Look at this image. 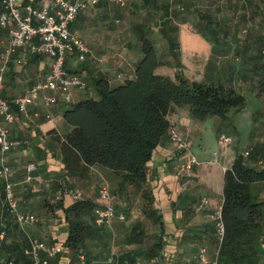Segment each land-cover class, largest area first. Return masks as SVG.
Masks as SVG:
<instances>
[{
    "label": "trees",
    "instance_id": "16d2710c",
    "mask_svg": "<svg viewBox=\"0 0 264 264\" xmlns=\"http://www.w3.org/2000/svg\"><path fill=\"white\" fill-rule=\"evenodd\" d=\"M198 3L165 2V10H171L170 26L161 34L176 60L174 76L155 73L161 62L148 36L150 26L138 24L133 34L141 44L142 58L133 78L115 86L105 78H86L93 95L86 94L85 99L66 106L63 119L69 128L61 147L63 185L73 188L66 182L67 177L82 178L94 167L103 169L105 175L98 181L95 195L100 186L107 185L111 205L125 215V221L114 222L109 227L95 226L94 210L99 204L91 199L63 207L68 236L64 252L50 264H80L81 255L85 264H104L113 245L135 246L119 256L121 262L133 264L139 259L143 264H173L165 256L162 217L154 208L148 184V164L170 129L169 115L175 108L187 107L196 120L219 117L231 124L246 104L242 92L233 86L236 77L231 63L236 60L248 63L245 80L253 82L257 95L264 94V38L254 34L249 26L255 18L264 16V0H225L211 2L203 8ZM177 10L183 15L196 16V32L211 45L206 69L212 65L215 72L205 81L190 82L182 76L175 52L179 48L175 37L178 27L172 23ZM221 14L224 20L218 18ZM242 26L246 27V35L238 40L235 32ZM4 31L0 27V34ZM258 39H261L260 48L252 49ZM220 58H228L221 69ZM223 180L224 237L217 263L264 264L259 248L264 236V202L259 200L256 189L257 184L264 183V142L251 146L246 157L237 156ZM133 208H137L138 216L126 224L132 218ZM0 209V233L8 234L16 226L14 216L1 204ZM146 221L150 222L149 228ZM3 242L0 250L11 253L7 260L13 258L17 264H31L30 254L26 253L31 249L27 239L8 247ZM62 257L67 261L62 262ZM154 259L157 260L151 262Z\"/></svg>",
    "mask_w": 264,
    "mask_h": 264
},
{
    "label": "crops",
    "instance_id": "0c3cea01",
    "mask_svg": "<svg viewBox=\"0 0 264 264\" xmlns=\"http://www.w3.org/2000/svg\"><path fill=\"white\" fill-rule=\"evenodd\" d=\"M22 1L23 4L26 3V0ZM48 1L37 0L35 7L39 8ZM125 1L124 6L100 3L78 14L70 25V31L84 42L88 54L83 62L77 61L76 56L71 55L66 64L70 71L84 80L108 79L109 84L113 86L132 79L136 65L142 58L141 44L136 40L133 29L138 24H145L150 26L148 36L161 62L155 73L169 76L161 73L170 69L171 64L160 59L157 45H162L164 51L167 49L160 39L165 40L161 31L170 26L171 10H165V2L170 0H149L148 3L144 0ZM172 23L176 24L175 20ZM176 38L181 54V68L192 69L198 63L202 68L203 36L196 31L185 33L181 30ZM8 42L9 35L5 30L0 34V54L6 49ZM187 43L194 45L189 51L186 48ZM210 51L206 61L210 57ZM169 54L171 56V53ZM18 66H25L23 73L17 69ZM48 72L49 62L46 58L33 57L18 50L12 55L2 75L0 94L11 102L14 98L24 95L36 83L43 81ZM233 86L240 90L237 85ZM89 89L92 90V87ZM242 94L246 99L245 107L231 124L219 117H208L199 121L190 116L187 107L175 108L169 115L170 127L178 131L188 144L189 151H177L167 133L152 154L148 164V184L154 197V208L162 217L165 256L170 255L172 263L195 264L193 256L202 248L207 249L210 258H213L217 250L211 215L223 202L224 173L237 156L243 155L251 146L260 143L254 135L257 104L260 99L256 93L253 99L243 92ZM72 96L73 103H77L85 99L86 93L73 91ZM65 108L66 106L59 102L51 108V118L48 120L45 118L46 110L40 99L34 105L28 106L25 114H17L14 123L8 126L9 138L20 142L15 150L5 156V162L11 170L10 182L18 202V211L24 215L35 216L36 222L32 225H19L15 222L16 226L10 233L1 232L0 242L4 241L2 244L5 247L11 244L20 245L25 239L29 245L31 240L52 245L64 244L67 239L68 225L64 220L62 208L72 201L65 197L60 205L54 200V194L64 184L61 147L69 128L63 119ZM11 109L15 111L14 106H11ZM221 133L232 138L230 146L222 148L219 145L217 138ZM189 156L196 159V164L192 167V176L187 178L179 174L176 168ZM258 164L261 165V162ZM104 175L103 169L94 167L86 177H67L66 182L81 192L82 199H91L99 204L95 188ZM256 189L259 200L264 202V183L257 184ZM202 198H207L209 205L201 213H195L194 206ZM0 199V204L7 209L2 179ZM134 248L132 245H113L111 253L119 258ZM26 253L30 254L31 260V249ZM260 253L264 260V253L261 250ZM10 255L9 250H0V264H5ZM66 261V258L62 257V262Z\"/></svg>",
    "mask_w": 264,
    "mask_h": 264
},
{
    "label": "built area",
    "instance_id": "2783aa9c",
    "mask_svg": "<svg viewBox=\"0 0 264 264\" xmlns=\"http://www.w3.org/2000/svg\"><path fill=\"white\" fill-rule=\"evenodd\" d=\"M125 0H49L41 7H35L37 0H0V27L7 30L9 42L6 49L0 54V85L2 75L12 55L21 50L24 54L44 57L49 62V72L45 79L33 85L24 95L14 98L11 102L5 100L0 94V179L4 182V193L7 209L14 216L19 225H32L36 222L33 215H24L18 211V202L15 198L13 185L10 182L11 170L5 162V156L15 150L20 142L9 138L8 126L16 120L17 114H25L28 106L34 105L40 99L46 110L45 118L50 119L51 108L59 102L65 106L73 103V91L84 92L92 96L86 81L67 67L68 58L75 55L77 61L83 62L88 50L80 37L70 31V25L78 14L96 7L100 3L124 6ZM11 106L15 107L12 111ZM169 140L177 151L188 153L189 146L174 127L168 131ZM218 143L222 148L230 146L232 138L224 133L218 135ZM248 152H244L246 157ZM196 159L189 156L187 160L177 165V172L185 177L192 176V167ZM68 197L72 202L82 199L78 190L62 185L54 194L55 201H62ZM99 207L94 210V224L97 227H109L114 221L124 222L125 215L111 205L107 185H102L97 191ZM209 205L207 198H202L194 206L195 213H201ZM214 223L217 250L213 258L202 248L194 256L195 264H218L217 256L219 246L224 237L222 221V205L215 209L211 215ZM31 264H50V261L64 252V244L55 243L46 245L38 240H31ZM260 250L264 253V236L260 240ZM171 259L170 255H166ZM157 259L151 260V262ZM80 264H85V257H79ZM104 264H130L121 262L115 254L111 253L103 261ZM5 264H17L9 259ZM133 264H143L137 260Z\"/></svg>",
    "mask_w": 264,
    "mask_h": 264
},
{
    "label": "rangeland",
    "instance_id": "374dc122",
    "mask_svg": "<svg viewBox=\"0 0 264 264\" xmlns=\"http://www.w3.org/2000/svg\"><path fill=\"white\" fill-rule=\"evenodd\" d=\"M124 2H126V1H124ZM210 3L211 2H199L198 4H199V7L202 6L201 8H203V7L208 6ZM261 9H262V4H261ZM241 12H244V10H241ZM174 15H175V19H174L175 23L178 25L177 26L178 29H177V32L175 33V37L176 36L178 37V34L180 33L181 30L185 33H194L196 31V28H194V25L197 23V18L193 13L183 15L182 13L180 14L179 10H177ZM218 18L221 20H224L223 14H221ZM176 24H174V25H176ZM249 26H250V30L253 31L254 34L259 35L262 38H264V16L263 15L255 18L254 21L250 22ZM245 28H243V26H242L241 28H239L238 32H235V36L237 37L238 40H242L244 38V36L246 35L245 34L246 29ZM257 41L258 42L257 43L255 42L252 49L260 48L259 43L261 42V39H258ZM160 42L165 43L166 48H167L164 51L162 45H160V44L157 45V51L159 52L160 59L171 64L170 69H166L163 72L161 71V73L169 75L172 77V76H174V74L176 72V70L174 68V66L176 65V60L174 61L172 56H170V54H169L170 50H169V46H168L167 41L164 39L163 40L160 39ZM176 42L178 44L177 38H176ZM193 46H194L193 44L187 43V47H186L187 51L191 50V48H193ZM202 48H203L202 49V55H203L202 57L204 60V62H203L204 66L202 68H200L201 65L199 63L195 68H192V69L187 68V67L185 69L181 68L182 76L187 81H190V82L191 81H197V82L205 81V79L207 77L213 75L215 72V70H213V68H211L212 65L209 66L208 69H206V67H205L208 63V61H206L207 54H208L209 50H211L210 43L206 42L205 39H203V47ZM175 52H176V54H178L177 63L179 62V64H180L181 54H180L179 48ZM227 60H228V58H220L219 63H218V67H220V69H221L222 66L225 65V62ZM231 64H233V66H234V75L236 77L234 84L237 85L238 88H240L241 92H243L246 96L250 97L251 99L254 98L253 97V96H255L254 93H256V96H258L257 98L260 99V102L258 101V104H257L258 114L255 118L256 127H255L254 135H255V139L257 141L264 142V94L257 95V92H258L257 87H254V84L252 81L245 80L246 77L248 76L247 75V70L249 68L248 63L245 64L241 60H236ZM24 67L18 66L17 69L21 70V72L23 73V71L25 69ZM206 144H208L207 139H206ZM136 209L137 208H133L132 218H130L129 221H126V224H129L130 222H132L133 220L136 219V217L138 216V212H136ZM145 226H146V228H149L150 222L146 221ZM155 230H157V229H155ZM173 264H175V263H173Z\"/></svg>",
    "mask_w": 264,
    "mask_h": 264
},
{
    "label": "water",
    "instance_id": "95a60500",
    "mask_svg": "<svg viewBox=\"0 0 264 264\" xmlns=\"http://www.w3.org/2000/svg\"><path fill=\"white\" fill-rule=\"evenodd\" d=\"M173 205V204H172ZM159 215L161 216V214L159 213Z\"/></svg>",
    "mask_w": 264,
    "mask_h": 264
}]
</instances>
